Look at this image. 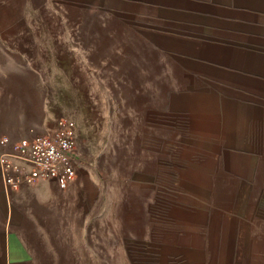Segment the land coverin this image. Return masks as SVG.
I'll return each mask as SVG.
<instances>
[{
  "label": "rangeland",
  "instance_id": "374dc122",
  "mask_svg": "<svg viewBox=\"0 0 264 264\" xmlns=\"http://www.w3.org/2000/svg\"><path fill=\"white\" fill-rule=\"evenodd\" d=\"M94 3L0 0V28L25 32L0 38V120L29 134L75 121L77 177L66 191L94 200L82 223L95 226L98 252L116 245L110 264H132L140 240L184 258L186 208L200 220L215 196V163L206 153L202 65L173 52L213 51L137 32ZM1 243L0 233V254Z\"/></svg>",
  "mask_w": 264,
  "mask_h": 264
},
{
  "label": "crops",
  "instance_id": "0c3cea01",
  "mask_svg": "<svg viewBox=\"0 0 264 264\" xmlns=\"http://www.w3.org/2000/svg\"><path fill=\"white\" fill-rule=\"evenodd\" d=\"M94 4L137 32L213 51L200 57L173 53L197 58L203 68L206 153L208 161L215 159L211 161L215 166L207 161L206 169L209 173L212 167L215 196L205 199L199 221L192 215L198 210L186 208L184 258L175 252L162 257L158 242L140 240L135 242L132 264H264V0H95ZM206 20L215 21V28L203 23ZM9 32L10 40L23 33ZM9 32L0 28V38ZM210 70L216 76L206 74ZM40 134L44 133L29 134L0 120V157L11 153L15 143ZM4 138L8 143H1ZM93 201L89 195L73 197L56 180L9 191L0 171V264L112 263L108 259H113L116 245L108 242L104 244L108 253L98 252L95 226L82 223L88 214L90 221ZM189 252L194 255L188 256Z\"/></svg>",
  "mask_w": 264,
  "mask_h": 264
},
{
  "label": "built area",
  "instance_id": "2783aa9c",
  "mask_svg": "<svg viewBox=\"0 0 264 264\" xmlns=\"http://www.w3.org/2000/svg\"><path fill=\"white\" fill-rule=\"evenodd\" d=\"M1 143H8V139ZM77 146V125L68 118H60L56 128L47 134L15 143L11 153L0 157L5 187L15 192L23 185L56 180L61 190H68L77 177L74 162Z\"/></svg>",
  "mask_w": 264,
  "mask_h": 264
}]
</instances>
